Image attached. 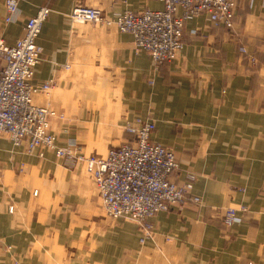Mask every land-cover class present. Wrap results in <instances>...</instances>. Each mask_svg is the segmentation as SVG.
Wrapping results in <instances>:
<instances>
[{
    "label": "crops",
    "instance_id": "0c3cea01",
    "mask_svg": "<svg viewBox=\"0 0 264 264\" xmlns=\"http://www.w3.org/2000/svg\"><path fill=\"white\" fill-rule=\"evenodd\" d=\"M235 1L233 27L213 26L206 13L190 18L177 58L157 66L135 51L132 34L70 14L78 4L107 15L162 9L159 0H22L8 24L0 0L7 44L40 6L51 8L34 84L55 85L34 102L63 116L51 120L59 144L76 138L105 157L133 138L127 121L152 119L153 141L179 162L172 179L194 173L201 198L159 212L142 244L137 223L106 217L83 163L44 148L29 153L0 133V264H264V0ZM227 207H245L239 223H223Z\"/></svg>",
    "mask_w": 264,
    "mask_h": 264
},
{
    "label": "built area",
    "instance_id": "2783aa9c",
    "mask_svg": "<svg viewBox=\"0 0 264 264\" xmlns=\"http://www.w3.org/2000/svg\"><path fill=\"white\" fill-rule=\"evenodd\" d=\"M21 1L5 0V23L18 20ZM159 1L163 3L162 9L148 8L139 12L127 9L113 15L97 7L78 4L70 19L74 23L116 26L119 31L132 34L135 51L148 53L157 66L177 58L184 47V27L190 18L206 13L215 27L234 25L235 0ZM50 13L48 5L40 6L26 20L22 37L13 44H7L0 37V133H6L16 147L25 142L29 153L44 148L53 151L59 159L83 163L97 185L101 206L107 215L137 223L140 242L144 244L154 237L152 218L159 212L168 211L173 205L201 202L194 193L197 177L189 172L183 182L172 179L179 168L176 154L153 141L156 123L141 117L125 125L133 140L110 148L105 157L85 153L74 138L64 145L59 144L50 125L53 118L62 115L53 107L34 102L37 93H49L55 85L54 79L34 84L36 68L43 59L38 38ZM239 51L247 55L253 65L257 63L245 46ZM239 211H245V207L224 209V224L231 226L240 222Z\"/></svg>",
    "mask_w": 264,
    "mask_h": 264
},
{
    "label": "rangeland",
    "instance_id": "374dc122",
    "mask_svg": "<svg viewBox=\"0 0 264 264\" xmlns=\"http://www.w3.org/2000/svg\"><path fill=\"white\" fill-rule=\"evenodd\" d=\"M139 12V11H138ZM137 118V117H136ZM136 118H134V119H132V120H129V121H127L126 123H125V125L128 123V122H133ZM142 118V117H141ZM144 119V118H143ZM148 120H152V119H148ZM154 121V120H153ZM125 125H124V133H126L127 135L129 134V135H132L131 133H128V132H126V130H125ZM132 137H133V135H132ZM134 138V137H133ZM133 138L132 139H128V140H125V141H131V140H133ZM70 139H72V138H70ZM74 139H76V138H74ZM69 140V139H68ZM79 142V141H78ZM124 142V141H123ZM122 142V143H123ZM66 143V142H65ZM64 143V144H65ZM80 143V142H79ZM64 144H61V145H64ZM81 145V144H80ZM81 147H82V145H81ZM113 147H115V146H113ZM112 148V147H111ZM85 153H91V152H95V151H93V150H83ZM65 161H67V162H69V163H77V162H74V161H69V160H65ZM87 172V171H86ZM100 204H101V201H100ZM102 207V206H101ZM103 209V208H102ZM104 211V210H103ZM240 212L241 211H239V214H240ZM105 213H106V211H105ZM240 216H241V214H240ZM106 217L108 218V219H112L111 217H109L108 215H107V213H106ZM113 220V219H112ZM119 220V219H118ZM224 223V222H223ZM239 223V222H238ZM234 225V224H233ZM155 232V231H154ZM145 244V243H144Z\"/></svg>",
    "mask_w": 264,
    "mask_h": 264
},
{
    "label": "bare ground",
    "instance_id": "6f19581e",
    "mask_svg": "<svg viewBox=\"0 0 264 264\" xmlns=\"http://www.w3.org/2000/svg\"><path fill=\"white\" fill-rule=\"evenodd\" d=\"M50 128H51V125H50Z\"/></svg>",
    "mask_w": 264,
    "mask_h": 264
}]
</instances>
